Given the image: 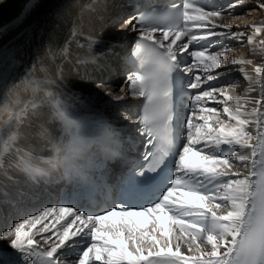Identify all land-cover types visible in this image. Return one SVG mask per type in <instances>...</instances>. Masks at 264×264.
I'll list each match as a JSON object with an SVG mask.
<instances>
[{"label": "snow or ice", "instance_id": "6c2138e0", "mask_svg": "<svg viewBox=\"0 0 264 264\" xmlns=\"http://www.w3.org/2000/svg\"><path fill=\"white\" fill-rule=\"evenodd\" d=\"M245 2L207 6L197 0H161L149 7L132 3L133 13L117 26L138 33L131 53L135 60L128 61L135 71L127 76L126 92L132 100L142 101L138 127L132 131L146 138L150 150L140 159L126 158L129 171L122 176L115 199L106 183L108 157L93 160L87 171L98 172L99 177L86 172L82 177L94 188L108 190L103 206L90 201L80 207L89 198L78 191V184L57 194L45 189L62 206H44L0 232L3 239L11 238L15 252L10 254L16 264H264V64L253 66L252 59L243 57L223 61L231 47L210 50L217 43L210 37L242 41L246 35L222 22L226 15L244 19L247 13L264 11V2L257 0L255 8L237 14L234 10ZM249 27L247 44L264 52V39L256 43L264 36V21ZM77 35L73 26L63 45L48 50L49 59L59 56L71 62L74 41L89 55L77 53L73 71L96 65L105 52L111 53V42L84 35L85 44L76 40ZM193 44L199 48L190 51ZM10 57L8 53L6 59ZM229 64L240 67L230 69ZM245 66H252L254 75ZM233 70L248 82L244 95L233 94L235 83H209ZM61 72L59 65L57 78L63 83ZM30 74L26 69L25 76ZM10 79L11 67L5 66L0 80ZM185 85L198 91L189 94ZM99 87L111 97L106 102L111 106L126 100L112 91L113 85ZM257 91L256 97L248 95ZM55 103L85 141L103 143L108 150L110 143L119 147L117 130L106 128L104 140L90 137L83 117L63 101ZM209 104L222 105V111ZM184 108L189 109L187 114ZM128 139L133 147L140 146L136 137ZM241 167L245 172L238 170ZM5 202L21 211L17 200ZM43 233H51L42 237L46 248L37 240Z\"/></svg>", "mask_w": 264, "mask_h": 264}, {"label": "bare ground", "instance_id": "6f19581e", "mask_svg": "<svg viewBox=\"0 0 264 264\" xmlns=\"http://www.w3.org/2000/svg\"><path fill=\"white\" fill-rule=\"evenodd\" d=\"M30 0H0V55L4 56L2 69L5 66L11 67L10 80H0V86H6L14 82L17 78L25 76L26 69H31V74L41 75L48 74L59 85L58 94L61 99L66 101L71 111H74L78 115H84L88 118H93L99 123H108L112 129L119 132L120 138L126 128V124L133 123L132 116L137 113L135 100H126L116 106L109 105L108 101L111 100L110 96L105 95V89L99 87L101 84L116 86L121 80L119 64H118V52L122 51L129 42L138 36L137 32H132L128 29L117 28L112 32L111 40L107 42H115L117 49L111 50V53L105 52L103 57L98 59L96 65L89 64L86 67H80L76 71H73L75 65L76 54L89 55L85 49H78L75 41L71 45L70 61H66L63 57H57L54 61L48 57V50L55 51L61 45H63L65 39L68 37L69 31L76 26L78 28V35L76 40H80L82 43H87L83 40V36L95 37L99 40L96 34L104 35L108 37L109 29L107 27L115 24L118 19V15L124 20H127L129 15H126L125 10L127 7L124 5V0H37L28 10L27 7L24 11L26 13L18 18L22 12L23 7ZM218 1V0H217ZM264 2V0H261ZM224 3L223 1L220 4ZM257 0H246V2L235 9L234 11L239 14L244 9L255 8ZM255 14H250L254 13ZM253 19L247 22V13L244 19H233L231 16H225L224 21L232 26V31H245L246 35L242 41L234 40L231 51L221 57L225 62L232 58H246L253 60V66L264 64V52L256 48L255 45H248L246 42L247 35H251L250 25L253 23H260L264 21V11L257 10L250 12ZM17 19L16 22H12L13 19ZM124 22V21H123ZM135 23V21H133ZM122 24V23H121ZM239 26V27H237ZM131 27V26H129ZM138 27V25H137ZM119 30V31H118ZM218 31H226L225 29H216ZM203 31V30H202ZM96 32V33H95ZM119 38V39H118ZM102 39V38H101ZM116 39L117 42H116ZM260 39H264V36L258 37L256 43ZM210 40L217 41L216 44L210 46L211 51H223L224 39L220 37H210ZM228 39L227 41H230ZM120 45V46H119ZM194 45V44H193ZM193 45H190L189 50H194ZM119 46V47H118ZM15 49V51H12ZM124 51V50H123ZM8 53H11L10 59H6ZM187 57V54H183ZM190 57V56H189ZM191 58V57H190ZM15 61L14 67L12 62ZM62 65L61 75L63 77V83L57 78V66ZM42 66L45 70L42 71ZM239 65H228L230 69H238ZM252 66H245L246 70L251 73ZM224 69H217V72ZM203 76V73H198ZM100 75V78L98 77ZM194 77V76H193ZM234 78V79H233ZM228 79H233V82L228 83ZM230 80V81H231ZM220 82L221 84L230 85L237 84L234 95H244L248 82L244 81L242 74L238 71H230L227 76L218 77V81H210V84ZM93 84V85H92ZM121 82V86H122ZM203 88H207V85H202ZM123 88H127V84L123 85ZM112 91L116 95L125 96L123 89L119 91L112 88ZM198 91V90H197ZM251 97H256L257 92L248 94ZM216 106L222 111V105ZM254 105H249L252 107ZM189 112V111H188ZM188 112H185L186 114ZM134 114V115H133ZM127 115L130 119H124ZM226 119V117H225ZM52 131L54 134L59 135V129L53 125ZM119 144H121L119 142ZM241 172H245L244 168L238 169ZM11 177L12 179H8ZM28 181L23 177L16 174L0 175V193H7V196L0 194V215L3 216V220L0 221V232L7 230L9 227L8 219H10L11 227H14V220L26 218L28 215L33 214L34 211L42 210L44 206H48L44 203V197L39 194H31L27 188ZM29 191V197L32 202L18 205L21 211L9 212L1 200L6 197L17 196L18 193L23 195L20 198L25 197L26 192ZM25 199V198H24ZM27 200V199H26ZM1 218V216H0ZM51 233H43L37 237L40 242L41 248H46L47 245L43 244L42 237L50 236ZM10 239L5 240L0 236V249L6 251H12L10 247ZM54 239V238H53ZM186 251V249H184Z\"/></svg>", "mask_w": 264, "mask_h": 264}, {"label": "clouds", "instance_id": "9594fccd", "mask_svg": "<svg viewBox=\"0 0 264 264\" xmlns=\"http://www.w3.org/2000/svg\"><path fill=\"white\" fill-rule=\"evenodd\" d=\"M58 88L46 73L0 86V175L53 184L82 178L95 158L111 154L103 143L85 141L65 120L55 103H66Z\"/></svg>", "mask_w": 264, "mask_h": 264}, {"label": "rangeland", "instance_id": "374dc122", "mask_svg": "<svg viewBox=\"0 0 264 264\" xmlns=\"http://www.w3.org/2000/svg\"><path fill=\"white\" fill-rule=\"evenodd\" d=\"M242 12H245V9L242 11ZM249 14V13H248ZM250 14H255V12L254 13H250ZM249 14V16L247 15V22H249L251 19H253V17H252V15H250ZM124 17L125 16H122V18L120 17V15H118V19L116 20L117 22L115 23V24H113V25H111V26H109V27H107L108 29H109V31H108V37H106V34H104V35H101V34H96V36L99 38V40H101V41H107V40H111V38H113V35H118V33H120V32H118V33H115V34H113L112 32L115 30V32H117V28H118V26L117 25H119V24H121V23H123V21H125L124 20ZM119 31V30H118ZM96 33V32H95ZM102 38V39H101ZM119 39V38H118ZM118 39H116V42H117V40ZM112 44V47H111V50H114V49H117L116 47L117 46H115V42H113V43H111ZM120 46V45H119ZM118 46V47H119ZM234 79V78H233ZM233 79L231 80V79H228L227 80V82L228 83H231V82H233ZM231 80V81H230ZM93 85V84H92ZM118 85L119 84H117L116 83V86H114V88H115V90H117V91H119V88H118ZM120 89H121V85H120ZM126 96V95H125ZM127 97V96H126ZM10 219H8V221H9ZM9 225V227H11V224H8ZM2 243L0 242V245H1Z\"/></svg>", "mask_w": 264, "mask_h": 264}]
</instances>
